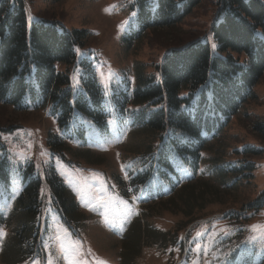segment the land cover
<instances>
[{"label": "rangeland", "instance_id": "1", "mask_svg": "<svg viewBox=\"0 0 264 264\" xmlns=\"http://www.w3.org/2000/svg\"><path fill=\"white\" fill-rule=\"evenodd\" d=\"M259 1L264 6V0ZM22 2L28 28L44 21L57 23L60 32H87L78 60L93 63L106 131L78 113L64 131L47 108L14 111L0 103L9 181L7 189H0V264H122L121 241L137 224L142 231L148 225L168 232L180 244L163 250L140 247L134 264L258 263L264 254V132L257 129L264 128V73L218 137L206 143L194 180H180L172 192L162 187L159 197L154 196L158 183L145 177L147 170L154 172L157 135L139 126L132 113L120 110L122 92L132 93L143 79L159 81L156 66L171 49L199 40L209 45L212 56L229 55L217 50L211 32V26L223 20L217 0H201L171 28H149L139 35L141 3L150 5L153 18L157 0ZM68 70L72 90H79L80 67ZM220 166L243 168L237 176L230 174L233 181L225 186L214 172ZM36 176L38 240L33 254L27 247L30 251L17 259L14 238L22 227L18 199ZM54 178L65 206H74L73 214L61 209ZM186 186L202 195L196 209L182 207ZM136 195L147 199L141 219L127 200ZM170 205L176 207L171 210ZM185 224L191 228L187 238L182 235Z\"/></svg>", "mask_w": 264, "mask_h": 264}, {"label": "trees", "instance_id": "2", "mask_svg": "<svg viewBox=\"0 0 264 264\" xmlns=\"http://www.w3.org/2000/svg\"><path fill=\"white\" fill-rule=\"evenodd\" d=\"M200 2L157 0L153 18L148 9L150 5L142 2L138 35L149 28L173 27ZM217 3L223 20L213 24L211 32L217 50L229 53L225 59L212 56L207 43L190 42L163 56L156 66L158 82L153 78L143 79L132 93L128 89L121 93L120 110H132L137 124L157 135L159 148L152 161L154 172L147 170L145 175L152 177L151 183H158L154 191L156 197L162 194V187H167L166 192H172L180 180H194L206 143L218 137L239 106L250 98L253 87L264 73L263 4L259 0H217ZM86 41V31L60 32L55 22H34L28 28L22 0H0V103L14 111L47 108L64 131L77 113L90 118L106 131L107 114L101 104L93 63L78 60V51ZM231 53L242 55L244 60L238 61L233 55L231 57ZM76 67H80L81 72L80 89L73 91L68 68ZM257 129L264 132L262 126ZM1 133L0 130V189L5 190L9 181ZM47 146L52 148L53 143L48 141ZM241 168L243 166L229 169L220 166L214 172L227 186L233 181L230 174L236 173L237 176ZM53 181L61 209L65 210V215L73 214L74 206H65L62 188L55 178ZM39 184L40 180L34 177L18 199L22 207V227L14 238V257L17 259L25 251H30L27 247L33 254L32 248L38 240ZM187 186L182 189V192L189 190L184 192L182 207L185 211L196 209L198 205L195 204L202 200V195L197 196L194 188ZM137 227L136 230L133 227L121 241L122 264H134L140 247L163 250L165 246L180 244L178 238L177 241L172 239L168 232H160L148 225L143 231L140 225ZM189 227L190 224H185L182 230L186 232ZM261 264H264V256Z\"/></svg>", "mask_w": 264, "mask_h": 264}]
</instances>
